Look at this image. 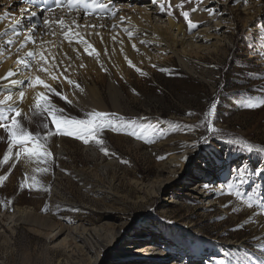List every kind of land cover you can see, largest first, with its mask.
Instances as JSON below:
<instances>
[{"label": "rangeland", "instance_id": "obj_1", "mask_svg": "<svg viewBox=\"0 0 264 264\" xmlns=\"http://www.w3.org/2000/svg\"><path fill=\"white\" fill-rule=\"evenodd\" d=\"M134 2L120 0L153 13L150 0ZM161 3L166 10L154 24L162 30L170 20L183 28L186 44H175L174 49L187 60L190 70L172 53L153 64L129 70L111 65L107 71L94 55H85L83 60L70 62L69 77L83 87V93L63 77L47 83L66 94L70 104L44 90L65 115L84 118L94 110L73 98L76 93H87L88 83L99 92L100 112L157 125L159 131L137 139L127 127L106 129L99 138L108 155L94 140L85 144L73 137L52 136L48 148L54 159L40 165L48 168L44 173L33 171L35 165L23 158L16 162L14 149L8 164L0 163V177L7 176L0 186V264L264 261V214L258 215L264 203V175L254 174L264 168V154L226 142L241 138L257 149L264 148V107H245L264 97V0H247V4L203 0L196 12L191 11L197 7L196 0H184L182 8L181 0H160L155 8L161 10ZM205 9H215V14ZM182 11H189L190 19L200 26L189 32ZM170 32V37H182ZM63 49H70L66 41ZM81 63L85 66L80 67ZM14 89L7 91H20ZM33 89H24L22 103L14 95L13 106L22 109L19 119L26 128L44 133V117L34 108L36 94L28 98ZM5 91L3 82L0 98ZM214 100L219 103L213 122L223 136L199 127ZM188 126L198 127L189 130ZM7 146V134L0 129V160ZM238 168L246 171L237 172ZM26 173L28 183H33L32 177L40 181L32 190L22 186ZM227 184L253 197L257 207L246 208L219 190ZM150 244L159 250L146 252L149 256L136 250ZM129 245L133 247L128 249Z\"/></svg>", "mask_w": 264, "mask_h": 264}, {"label": "snow or ice", "instance_id": "obj_2", "mask_svg": "<svg viewBox=\"0 0 264 264\" xmlns=\"http://www.w3.org/2000/svg\"><path fill=\"white\" fill-rule=\"evenodd\" d=\"M26 2L33 5V7L40 12L47 11L49 14L53 15L56 9H59L62 12L66 11L69 18L66 19L64 15L57 16L54 20H50L48 17L43 18V25L49 30L48 34L53 37L57 35L62 37L61 41L54 44V47L57 48L55 53L50 50H43V43L37 47L35 26L29 25L27 29H23L21 27L20 19H12L8 27L3 32H0V37L4 38L0 41V56H3L5 52H10L11 48L17 44L18 47H16V52L20 54L19 58L15 61L16 69L9 70L5 76L0 77V84L4 81L8 82L5 85V94L3 95V98H0V129H3L7 134L8 145L0 163L8 164L13 158V150L15 149L16 162H19L23 158L25 159L26 164L35 165L33 171L44 173L48 171V168L40 167V165L47 164L54 159L52 152L48 148V143L52 136L73 137L82 140L85 144L94 140L95 143L100 146V150L103 151L105 155H108L107 148L103 146L104 141L99 138L100 134L106 129L127 127L132 129L129 134L135 136L137 139H145L144 133L146 132L159 131L157 125L138 124L136 120L125 119L124 117L117 116L115 113L94 110L85 113L84 118L67 116L64 114V109L53 104L44 92L36 93L34 97V108L37 110L38 114L44 117L42 127L47 131L44 133H34L26 128L19 119L22 115V109L18 106H13L15 103L14 95L18 97L21 103L23 102L25 98V88L42 86L48 93L59 96L69 104L71 103L66 94L63 92H57L56 89L52 88L51 85L39 75H34L33 69L39 73L47 74L52 80H59V77H63V80L67 81L68 85L72 86L73 89H78L81 93L84 92L83 87L79 83L69 78L71 69L70 62L73 58L68 56L67 52L63 51V42L66 41L69 47L76 52V59L80 58L79 48L76 47L78 45L83 48V52L88 56L94 55L95 58L99 60L100 52L96 49L94 44L86 38V34L82 29H97L95 34L100 36L102 42L103 37L98 29L108 28L109 25L103 23H80V13H83L85 20L89 16H94L97 19L109 18L116 21L111 23L110 28L112 30L122 28L130 41L134 39L138 32L135 28L130 29L129 27L124 26L126 22L130 23L131 18L118 15V9L113 0H53V4H48L47 0H44L43 7L36 5L35 0H26ZM153 2L155 3L156 0H153ZM183 2L184 0H181V8L183 7ZM188 2H191V0H188ZM202 2L203 0H196L197 7H193L191 11L196 12L199 4ZM234 2H239V0H234ZM243 3L247 4V0H243ZM159 7L162 11L166 10L163 3H161ZM168 8H171L170 3L168 4ZM24 11L25 9H21V12ZM205 11H208L209 14H215V9H205ZM168 15H172V12L168 11ZM181 15L187 22L189 32L200 26L198 22H194L190 19L189 11H182ZM11 16V13H5L3 16H0V22ZM30 17H37V10L30 11ZM87 35H91V33H87ZM117 35H119V33H117ZM112 40L114 42L117 41V36H112ZM49 43L53 42L50 41ZM119 43L123 44V40H120ZM139 43L145 44L146 41L139 38ZM29 45L32 46L30 49ZM131 47L134 50L139 51L135 42L131 44ZM105 53H107V48H105ZM124 58L127 60L130 67H135L133 62L128 59L127 56ZM65 60L69 61V63L65 64ZM79 66L84 67L85 65L81 63ZM153 66L155 67V65ZM101 68H103V64H101ZM104 70L107 71V69ZM136 71L140 72V69L136 68ZM161 71H165V69H161ZM66 73H68V75H66ZM140 74L146 75V73L143 72H140ZM24 77L27 78L26 84L23 79ZM21 85H23V87L20 88L18 93L14 94L7 91V88L9 87H17ZM218 103L219 101L217 100H214L211 103V106L204 114L199 127H204L206 132L223 136V131L217 128L213 122ZM245 107L250 109L264 107V97H261L260 100L247 103ZM187 115L191 116L193 113H188ZM196 127L198 126H188L189 130H195ZM203 139L204 142H207V135H205ZM226 142L237 145L249 153L256 152L258 154H264V148L257 149L255 145L241 138H227ZM196 146L197 144L191 145L193 148ZM243 171H246V169H237V172ZM254 174L258 176L264 175V168L255 171ZM6 179L7 176L0 177V186H3V181ZM32 181L33 183H28V176L26 173L22 186H26L29 190H32L40 184V181L35 177H32ZM240 183H245L243 177H241ZM205 187L207 188L208 185H205ZM37 190L40 189L37 188ZM44 190L50 191L48 188H45ZM220 191L234 196L235 199L246 208L253 209L257 207L255 199L251 196H245L235 184H227L224 188L220 189ZM43 211L47 213L48 208H44ZM259 214H264V203L260 205L258 215ZM261 264H264V261H262Z\"/></svg>", "mask_w": 264, "mask_h": 264}, {"label": "bare ground", "instance_id": "obj_3", "mask_svg": "<svg viewBox=\"0 0 264 264\" xmlns=\"http://www.w3.org/2000/svg\"><path fill=\"white\" fill-rule=\"evenodd\" d=\"M132 1V0H129ZM140 1V0H139ZM143 1V0H142ZM153 3V13L148 14L146 13L143 8L137 7V5H129L128 3H120V0H113L114 4L116 5L118 9V15H122L125 17H130L131 21L130 23H125V27H129L130 29L135 28L138 30L136 33V36L132 41L128 39V36L126 33H124L122 30L115 31L111 33L112 29L110 28L111 23L116 22L109 18H103V19H97L94 16H89L87 19H84L83 13H80L79 16V22L80 23H88V24H100L103 23L105 25H109L108 28L104 29H98L101 36L103 37V41L101 42L100 36H97L95 32L97 29H82L83 32L86 34V38L90 40L96 47V49L100 52V57L98 62L100 64H103L105 69H110V66L113 67H119L122 66L125 69L129 70L130 66L128 65L127 60H125V56L130 59L135 66L144 64L149 65L153 64L154 62H157L159 60H162L164 58V55L166 53L170 54H176L179 56V62L182 66L190 70V65L182 58L177 52H175L174 46L177 44L178 46H184L186 44L185 41V32L183 31L182 27L174 26L172 21L168 20L167 26H165V29L160 30V25L157 26V24H154L155 21L159 22V18L164 14L163 11L158 10L155 8V4L158 3L160 0H156L154 3L153 0H150ZM26 0H0V16H3L5 13H11L12 16L8 19H5L4 21L0 22V32H3L9 25V23L12 21V19H20L21 20V27L23 29H27L29 25L35 26V33L37 38V47L43 43V50H50L53 53L57 51V48L54 47V44L58 42V37H53L48 34V29L43 25V18L48 17L50 20H54L57 16L64 15L66 19H68V14L66 11L62 12L59 9L55 10L54 15L49 14L47 11L40 12L38 9H35L33 7H29L26 3ZM138 0H135L134 3H137ZM22 4V5H21ZM21 9H25L24 12H21ZM37 10V17H30V11ZM75 15V14H73ZM163 23V22H162ZM122 29V28H117ZM170 31H175L178 36L182 37H170L168 33H171ZM87 33H91V35H87ZM119 33V35H117ZM112 36H117V41L112 40ZM139 38H142L146 41L145 44L139 43ZM4 38L0 37V41H2ZM120 40H123V44L119 43ZM188 40V39H187ZM53 43H49V42ZM135 42L137 49L139 51L134 50L131 47V44ZM173 42V44L171 43ZM16 47H18V44L11 48L10 52H5L3 55V58L0 59V77L5 76L6 73L9 70H15L16 59L19 58V55L16 52ZM32 46L29 45V49ZM79 48L80 51V58L76 59V52L72 50L70 47L69 50L63 49V51L67 52L68 56L72 57L71 62H78V60H83L87 56L86 53L83 52V48L80 46H76ZM105 48H107V53H105ZM122 49V50H121ZM157 53L154 55V53ZM22 54V53H21ZM95 58V57H94ZM96 59V58H95ZM97 60V59H96ZM69 63V61L65 60V64ZM192 70V69H191ZM34 75H39L42 79H44L46 82L47 80L52 83L55 80H52L50 77L47 76L45 73H39L37 71L33 70ZM24 82L26 81V77L23 78ZM7 81H4V86L7 84ZM89 90L85 94H75L73 99L81 102L85 107L89 108L90 110L100 111L103 107V102L101 100V97L99 96V92L97 88L91 87L88 83H86ZM21 86L17 87H9V88H15L14 90H20ZM111 88L113 90H116L115 83L111 81ZM44 88L38 87L34 88L30 91L28 98L31 99L34 97V95L37 92H44ZM76 92V91H75ZM27 98V99H28ZM35 101V100H34ZM33 102V101H32ZM222 189V186H220L219 190ZM133 247V245H129V247ZM146 247V248H144ZM144 248V249H143ZM127 249V247H126ZM134 249V248H133ZM138 252L143 255V253L146 252H155L159 250V247L156 245H145L142 247L137 248ZM159 254V253H158ZM99 255V254H98ZM160 255V254H159ZM144 256H149V254L146 253ZM152 256V255H151ZM98 258V257H97ZM100 259V258H99Z\"/></svg>", "mask_w": 264, "mask_h": 264}]
</instances>
